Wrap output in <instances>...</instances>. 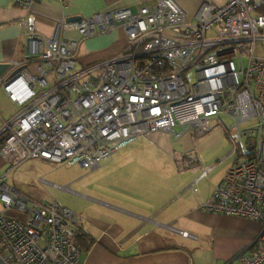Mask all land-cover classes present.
I'll return each mask as SVG.
<instances>
[{
    "label": "built area",
    "instance_id": "2783aa9c",
    "mask_svg": "<svg viewBox=\"0 0 264 264\" xmlns=\"http://www.w3.org/2000/svg\"><path fill=\"white\" fill-rule=\"evenodd\" d=\"M36 1L17 3L29 9ZM263 4L204 2L188 21L176 0H155L136 11L126 6L60 22L49 38L38 31L36 14L23 17L26 57L0 78L19 108L0 130V156L10 164L0 177L1 263L83 264L75 241L82 217L57 200L35 203L10 186L6 176L19 164L43 159L95 169L151 132L180 138L220 124L237 152L243 143L246 148L201 208L256 220L260 232L234 260L212 264H264V55L256 56L264 44ZM118 28L128 37L121 54L79 65L85 39ZM64 29L80 38L60 36ZM223 115L232 118L230 127ZM213 169L190 184L194 193Z\"/></svg>",
    "mask_w": 264,
    "mask_h": 264
},
{
    "label": "crops",
    "instance_id": "0c3cea01",
    "mask_svg": "<svg viewBox=\"0 0 264 264\" xmlns=\"http://www.w3.org/2000/svg\"><path fill=\"white\" fill-rule=\"evenodd\" d=\"M154 1L70 0L68 7H64L56 0H38L28 9L17 0H0V64L12 66L26 57L27 38L20 20L29 12L37 15L38 31L49 38L56 34L60 22L126 6L136 11ZM176 1L186 10L188 21H194L204 2L223 5L226 0ZM59 35L80 38L79 32L71 29L61 30ZM127 42L123 28L87 38L80 48L79 65L115 57L123 52ZM11 66L1 68L0 78ZM5 97L9 100L6 94ZM4 120L7 119L0 111V128ZM227 136V129L220 124L205 135L191 131L180 138L156 131L104 160L111 183L101 194L93 188L91 195L80 194L85 204L77 211L82 217L79 228L94 239L87 250H82L83 264L228 263L250 249L260 232L258 221L201 208L228 168L218 173H213L218 164L199 171L180 169L185 163L199 161L201 153L207 152L216 139L225 141ZM174 162L177 167L170 168L169 163ZM209 167L214 169L198 182L199 190L194 193L190 184ZM178 230H186L192 236H183ZM82 243L85 245L86 241Z\"/></svg>",
    "mask_w": 264,
    "mask_h": 264
},
{
    "label": "rangeland",
    "instance_id": "374dc122",
    "mask_svg": "<svg viewBox=\"0 0 264 264\" xmlns=\"http://www.w3.org/2000/svg\"><path fill=\"white\" fill-rule=\"evenodd\" d=\"M263 55L264 44L259 43L256 56L261 57ZM17 110L19 108L17 106L13 108L12 103L5 97L3 90H0V111L3 117L10 119ZM222 121L224 124L229 125V127L233 122L232 118L227 115L222 116ZM235 136L238 137L239 135L235 134ZM139 138L141 137L137 139ZM236 141L237 143L239 142L238 138H236ZM237 143L236 145H238ZM245 148L246 144L243 143V148L237 152L235 143L229 136L226 137L225 141L216 139L209 146L207 152L203 151L201 153L202 158L194 162L195 165L185 163L186 165H182L180 169L187 172H191L193 169L199 171L202 167L218 164V167H215L216 169L213 172L218 173L220 170L227 169L231 165L233 166L239 154ZM194 157L197 158L195 153ZM4 163L2 165L0 161V177L6 175L10 167V164L6 161ZM105 164V162H102L98 168L87 170L79 165L67 166L62 163H52L43 159H29L13 169L6 176V182L28 196L35 203L46 204L50 201L57 200L77 212L85 204V202L80 200L81 193L87 192L91 195L90 190L93 188L96 193L101 194L103 188H106L111 183L112 179L109 177V171ZM175 166L177 167L175 162L169 163L170 168H174ZM0 264H2L1 261Z\"/></svg>",
    "mask_w": 264,
    "mask_h": 264
},
{
    "label": "trees",
    "instance_id": "16d2710c",
    "mask_svg": "<svg viewBox=\"0 0 264 264\" xmlns=\"http://www.w3.org/2000/svg\"><path fill=\"white\" fill-rule=\"evenodd\" d=\"M258 10L262 13H264V4L261 5ZM207 134V133H206ZM200 135H205V134H200ZM227 135L229 136V133L227 131ZM3 143V140L0 141V145ZM192 165H194V162L191 163ZM93 238L92 236L86 231L83 230L82 228H78L76 235H75V241L76 243L79 245V247L81 248V250H87V245L92 244L93 243ZM86 241V244L84 245L82 242Z\"/></svg>",
    "mask_w": 264,
    "mask_h": 264
},
{
    "label": "water",
    "instance_id": "95a60500",
    "mask_svg": "<svg viewBox=\"0 0 264 264\" xmlns=\"http://www.w3.org/2000/svg\"><path fill=\"white\" fill-rule=\"evenodd\" d=\"M10 67L11 65L10 64H0V70H1V68H3V67Z\"/></svg>",
    "mask_w": 264,
    "mask_h": 264
}]
</instances>
